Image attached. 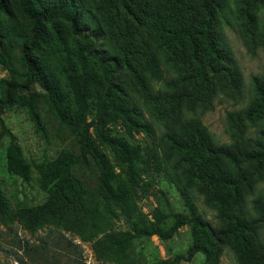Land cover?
<instances>
[{
	"label": "trees",
	"instance_id": "16d2710c",
	"mask_svg": "<svg viewBox=\"0 0 264 264\" xmlns=\"http://www.w3.org/2000/svg\"><path fill=\"white\" fill-rule=\"evenodd\" d=\"M218 1L170 0L175 10L170 14L166 7L150 9L149 14H144L150 29L147 40L139 46L124 34L118 51L106 54L78 38L83 29L78 5L73 0H16L28 23L29 35L20 49L25 71L23 83L2 81L0 107L24 99L18 91L37 83L45 90L60 123L75 135L78 146V153L59 154L43 171L42 181L49 186L46 200L16 211L24 229L33 232L48 228L65 238L63 230L68 229L69 220L85 214L84 188L73 168L88 161V157L97 167L102 196L109 204L124 208L129 217L128 231L105 235L109 247L119 250L132 238L151 235L167 240L179 227L188 225L192 242L177 259L201 252L216 264L221 247L228 246L240 264H264V239L260 237L258 223L264 218V209L260 208V218L247 208L246 199L253 191L254 181L242 166L243 162L264 164V135L219 144L199 117L222 89L226 75L232 84L237 77L234 68L228 69L217 46L213 20ZM6 10L5 0H0V13ZM62 21L69 34L60 31L58 25ZM45 45L50 50L48 58L41 61L37 54ZM159 51L166 54L165 60L170 62L174 75L166 76ZM0 62L5 64V57L0 56ZM263 114L264 83L256 80L254 98L245 109V116L254 120ZM115 122L124 126L127 135L144 130L153 145L144 149L127 137L112 133L108 126ZM103 148L111 152L122 176L114 173ZM6 158L10 171L27 177L28 165L13 142L6 148ZM145 167L160 168L164 176L166 172L170 175L185 193L186 212H166L155 207L150 221L135 212L132 202L127 201L129 194L124 191L126 186L140 185L141 170ZM194 189L216 209L217 226L196 211L190 193ZM254 202V210L259 212L257 200ZM7 214L6 200L0 191V219ZM46 236L18 245L20 264H57L50 262L53 252ZM66 242L80 255L76 243ZM59 243L57 237L52 244ZM70 264L80 261L73 258Z\"/></svg>",
	"mask_w": 264,
	"mask_h": 264
},
{
	"label": "rangeland",
	"instance_id": "374dc122",
	"mask_svg": "<svg viewBox=\"0 0 264 264\" xmlns=\"http://www.w3.org/2000/svg\"><path fill=\"white\" fill-rule=\"evenodd\" d=\"M5 2L7 10L0 13V56L2 59L5 57L6 61L5 64L0 62V93L3 80L23 83L25 67L20 60V49L29 35L28 23L16 0ZM73 2L78 5L83 29L78 38L92 43L106 54L118 51V44L124 34L130 35L139 46L147 40L150 29L144 14H149L150 9L161 10L166 7V13L169 14L175 11L170 0ZM199 11L198 7L196 14ZM58 26L61 32L69 34L65 22H60ZM213 27L222 58L228 64V69L236 70L237 77L232 84L226 75L221 84L222 89L214 95L211 106L199 113L200 120L219 144L230 143L241 137L258 139L264 135V114L249 120L245 116V109L254 98L255 81L264 83V0H219L214 8ZM48 35L51 37V31ZM49 50L48 45L40 49L37 56L41 61L48 58ZM158 55L166 76L174 75L170 62L165 60L166 54L159 51ZM152 84L156 87L154 80ZM18 94L24 95V99H16L12 104L0 107V191L5 197L8 211L6 218L0 219V264H20L17 259L21 253L18 245H22L25 240L36 242L45 235L50 251L53 252L50 262L57 264H70L73 258L80 261V264H214L201 252L189 258H176L178 254L185 253L192 242L188 225L179 227L173 237L167 240L151 235L132 238L119 250L109 247L105 235L128 231L129 217L124 208L115 203L109 204L102 196L97 167L88 157V161L73 168L84 188L85 214L69 220L68 229L63 230L65 238L48 228L33 232L24 229L15 216L16 211L21 207L39 205L46 200L49 186L42 181L43 171L49 168L59 154L65 151L78 153V146L75 135L55 116L42 87L31 83L27 90L18 91ZM108 128L112 133L123 135L144 149L153 145L151 136L144 130L132 131L127 135L119 122L110 124ZM11 142L19 147L28 165L27 177L7 168L6 148ZM103 150L110 159L114 173L122 176L111 152L106 148ZM242 166L254 181L253 191L246 199L247 208L253 216L260 217V208L264 209V164L243 162ZM125 189L124 193L129 194L127 201L132 202L135 212L142 215L145 221L152 219L155 207L166 212H186L183 203L185 193L181 192L167 172L164 176L160 168H143L140 185L133 188L126 186ZM190 193L196 211L211 225L217 226L216 209L210 207L196 189ZM254 200L258 202L259 212L254 210L257 206ZM258 223L261 224L260 237L264 239V218ZM57 237L60 243L53 246ZM68 240L79 246L80 255L67 244ZM216 264L240 263L230 247L222 246Z\"/></svg>",
	"mask_w": 264,
	"mask_h": 264
}]
</instances>
